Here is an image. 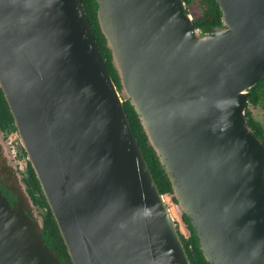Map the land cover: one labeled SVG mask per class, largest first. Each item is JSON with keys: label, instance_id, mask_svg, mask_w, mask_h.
I'll return each instance as SVG.
<instances>
[{"label": "water", "instance_id": "95a60500", "mask_svg": "<svg viewBox=\"0 0 264 264\" xmlns=\"http://www.w3.org/2000/svg\"><path fill=\"white\" fill-rule=\"evenodd\" d=\"M0 0V90L71 264H191L124 109L135 112L209 264H264V0H215L200 34L183 0ZM0 192V264H61L43 217Z\"/></svg>", "mask_w": 264, "mask_h": 264}, {"label": "trees", "instance_id": "16d2710c", "mask_svg": "<svg viewBox=\"0 0 264 264\" xmlns=\"http://www.w3.org/2000/svg\"><path fill=\"white\" fill-rule=\"evenodd\" d=\"M81 2L84 6L86 16L88 18L90 27L92 29L95 41L98 45L101 57L104 60L105 65L114 83L116 84L117 88H119V82L116 73L113 70L110 63V58H111L110 52L105 47L104 37L102 36L97 24V19H96L97 5L94 0H81ZM204 3H205V8L201 16H199V18H197L193 22L194 29L198 30V32L202 35L206 33H211L223 27L221 22L219 7L216 1L204 0ZM249 93H250V97L248 99L247 107L245 110V116L247 118L250 130L264 144V128L261 122L257 121L254 118L252 112L248 108L250 105L254 108H260L264 112V74L261 80L249 90ZM0 109L7 111L6 102L1 90H0ZM124 109L126 111L132 130L139 143V146L142 150L144 158L147 162V165L150 169V172L158 187L159 192L162 195L168 196L171 193V184L169 179L164 173L163 168L161 167L158 159L155 156V153L153 152L151 147H149V145L147 144V140L141 129L139 120L128 102L124 103ZM171 201L173 203L175 202L174 199H172ZM179 222L185 229L184 233H182V230L179 229L177 225V221H176V228L179 233L182 244L184 246V249L186 251V254L190 260V263L209 264L208 262H206L205 258L203 257L199 249L198 239L195 235L194 229L189 224L188 218L186 216H183ZM42 238L44 239L47 246L57 254L61 264H71L65 245L59 234V231L57 229V226L49 209L46 217L43 218Z\"/></svg>", "mask_w": 264, "mask_h": 264}, {"label": "flooded vegetation", "instance_id": "af4514ba", "mask_svg": "<svg viewBox=\"0 0 264 264\" xmlns=\"http://www.w3.org/2000/svg\"><path fill=\"white\" fill-rule=\"evenodd\" d=\"M183 2L186 13L194 22L205 8L204 0ZM6 107L7 111L0 109V192L10 206H13L18 202L15 188L23 187L32 202L30 216L33 220H38L40 216L46 217L49 208L27 159V153L19 142V135L7 104Z\"/></svg>", "mask_w": 264, "mask_h": 264}, {"label": "rangeland", "instance_id": "374dc122", "mask_svg": "<svg viewBox=\"0 0 264 264\" xmlns=\"http://www.w3.org/2000/svg\"><path fill=\"white\" fill-rule=\"evenodd\" d=\"M249 110L252 112V115L254 116V118L261 122L263 128H264V112L260 109V108H254L252 106L249 105ZM18 188V187H17ZM165 201H166V204L168 206V208L170 209L172 215L174 216V220H175V224H176V221H177V225L179 227L180 230H182V233H184L185 229L184 227L181 225V223L179 222L180 221V217L175 209V203H173L171 201V199L169 197H165ZM179 219V220H178Z\"/></svg>", "mask_w": 264, "mask_h": 264}]
</instances>
